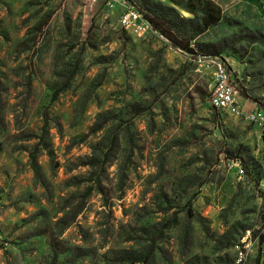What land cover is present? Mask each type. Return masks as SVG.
I'll return each mask as SVG.
<instances>
[{"label": "rangeland", "instance_id": "374dc122", "mask_svg": "<svg viewBox=\"0 0 264 264\" xmlns=\"http://www.w3.org/2000/svg\"><path fill=\"white\" fill-rule=\"evenodd\" d=\"M212 1L195 48L264 111V0ZM109 2L0 0V264H264V130L212 108L204 54Z\"/></svg>", "mask_w": 264, "mask_h": 264}, {"label": "trees", "instance_id": "16d2710c", "mask_svg": "<svg viewBox=\"0 0 264 264\" xmlns=\"http://www.w3.org/2000/svg\"><path fill=\"white\" fill-rule=\"evenodd\" d=\"M134 5L142 3L138 10L152 24L154 30L168 39L174 46L191 54L219 57L220 50L205 49L194 43L199 37L209 32L213 27L219 25L223 20L222 8L212 0H169L176 6L182 8L193 18L183 17L175 8L164 6L154 0H130ZM61 92H56L53 101H56ZM48 125L46 126V128ZM46 150L49 146L46 145ZM52 154V152H49ZM37 153L32 155V165L37 167ZM190 207L192 203L190 202Z\"/></svg>", "mask_w": 264, "mask_h": 264}, {"label": "built area", "instance_id": "2783aa9c", "mask_svg": "<svg viewBox=\"0 0 264 264\" xmlns=\"http://www.w3.org/2000/svg\"><path fill=\"white\" fill-rule=\"evenodd\" d=\"M96 3L98 0H92ZM114 0H110L109 6L114 8ZM123 29L131 34L145 35L149 32H157L152 24L135 7L131 6L128 12L122 17ZM201 62L207 70L214 72V87L211 106L214 110L228 112L232 115L245 116L248 121L257 124L264 130V111L259 108L250 112H243L238 100V93L234 88V76L227 62L220 57L202 56ZM232 169H236L243 177L245 170L238 162H232Z\"/></svg>", "mask_w": 264, "mask_h": 264}]
</instances>
